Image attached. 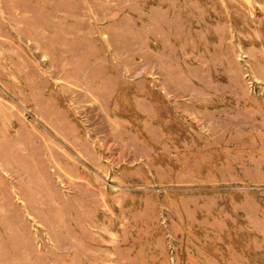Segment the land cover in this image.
<instances>
[{
    "label": "rangeland",
    "instance_id": "374dc122",
    "mask_svg": "<svg viewBox=\"0 0 264 264\" xmlns=\"http://www.w3.org/2000/svg\"><path fill=\"white\" fill-rule=\"evenodd\" d=\"M0 264H264V0H0Z\"/></svg>",
    "mask_w": 264,
    "mask_h": 264
}]
</instances>
